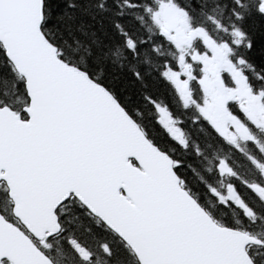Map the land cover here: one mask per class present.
Wrapping results in <instances>:
<instances>
[{
    "label": "snow or ice",
    "instance_id": "snow-or-ice-1",
    "mask_svg": "<svg viewBox=\"0 0 264 264\" xmlns=\"http://www.w3.org/2000/svg\"><path fill=\"white\" fill-rule=\"evenodd\" d=\"M0 264H264V0H0Z\"/></svg>",
    "mask_w": 264,
    "mask_h": 264
}]
</instances>
